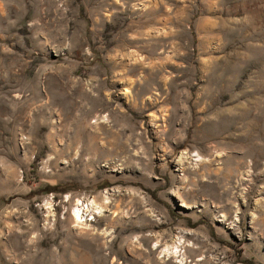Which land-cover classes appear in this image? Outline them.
Here are the masks:
<instances>
[{"label":"rangeland","instance_id":"rangeland-1","mask_svg":"<svg viewBox=\"0 0 264 264\" xmlns=\"http://www.w3.org/2000/svg\"><path fill=\"white\" fill-rule=\"evenodd\" d=\"M0 264H264V0H0Z\"/></svg>","mask_w":264,"mask_h":264},{"label":"bare ground","instance_id":"bare-ground-1","mask_svg":"<svg viewBox=\"0 0 264 264\" xmlns=\"http://www.w3.org/2000/svg\"><path fill=\"white\" fill-rule=\"evenodd\" d=\"M79 213H80V212L75 213V214L73 215V218H74V220H75V223H77V224H81V223H82V222H81V218L78 216ZM78 217H79V219H78ZM76 226H77V225H76ZM77 227H78V226H77Z\"/></svg>","mask_w":264,"mask_h":264},{"label":"built area","instance_id":"built-area-1","mask_svg":"<svg viewBox=\"0 0 264 264\" xmlns=\"http://www.w3.org/2000/svg\"><path fill=\"white\" fill-rule=\"evenodd\" d=\"M79 217H80V215H79Z\"/></svg>","mask_w":264,"mask_h":264}]
</instances>
